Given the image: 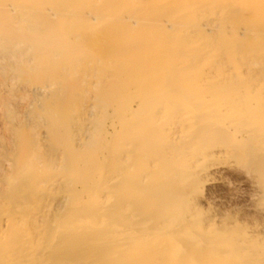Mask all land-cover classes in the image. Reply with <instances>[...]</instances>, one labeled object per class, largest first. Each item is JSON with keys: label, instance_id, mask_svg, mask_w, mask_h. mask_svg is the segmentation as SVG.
<instances>
[{"label": "rangeland", "instance_id": "obj_1", "mask_svg": "<svg viewBox=\"0 0 264 264\" xmlns=\"http://www.w3.org/2000/svg\"><path fill=\"white\" fill-rule=\"evenodd\" d=\"M0 264H264V0H0Z\"/></svg>", "mask_w": 264, "mask_h": 264}, {"label": "bare ground", "instance_id": "obj_2", "mask_svg": "<svg viewBox=\"0 0 264 264\" xmlns=\"http://www.w3.org/2000/svg\"><path fill=\"white\" fill-rule=\"evenodd\" d=\"M122 9V8H121ZM51 13V12H50ZM12 14V13H11ZM112 14V13H111ZM97 17V16H96ZM93 18V17H92ZM95 18V17H94ZM97 18H99V17H97ZM102 18H104V17H102ZM93 20V19H92ZM99 20V19H98ZM101 21V20H100ZM65 73H67V72H65ZM74 76V75H73ZM48 88V87H47ZM44 89V88H43ZM45 90V89H44ZM48 104V103H47ZM83 111V110H82ZM33 131V130H32ZM64 131V130H63ZM33 135H34V133H33ZM61 135V134H60ZM32 137V136H31ZM35 138V137H34ZM71 141V140H70ZM34 146V145H33ZM38 147V146H37ZM38 149V148H37ZM35 161V160H34ZM28 180V179H27ZM120 181V180H119ZM57 184V183H56ZM115 186H117V185H115ZM115 188V187H114ZM96 192V191H95ZM112 193V192H111ZM153 193V192H152ZM93 201V200H92ZM96 201V200H95ZM94 202V201H93ZM36 205V204H35ZM60 205V204H59ZM37 206V205H36ZM49 207V206H48ZM70 216V215H69ZM70 220H71V222H70ZM96 221L97 223H98V221L97 220H99L98 219V217H97V215H96V213H95V211L93 210V208H91L90 210H88L87 212L85 211V212H78L77 214L76 213H73L71 216H70V219L66 222V226L69 228L68 229V232H69V234H75V233H84V231H91V232H93V230H92V225H93V222L94 221ZM70 222V223H69ZM18 224H20V223H18ZM32 224V223H31ZM6 225V224H5ZM34 226V225H33ZM111 229V228H110ZM110 229H108L107 231H110ZM112 231H113V229H111ZM106 231V232H107ZM23 233V232H22ZM86 233V232H85ZM96 233V232H95ZM246 233V232H245ZM26 235V234H25ZM37 235V234H36ZM81 236V235H80ZM104 236H105V234H104ZM103 239V238H102ZM77 240V239H76ZM83 240V239H82ZM82 240H79V241H82ZM84 241V240H83ZM102 240H100V242H101ZM64 242V241H63ZM85 242V241H84ZM83 242V243H84ZM93 242H95V243H97V242H99V240H97V239H94V241ZM112 243H113V241H111ZM110 242V243H111ZM88 243H89V241H88ZM79 245V244H78ZM90 245V244H89ZM79 246H81V247H83L84 245H79ZM79 246L77 247V248H79ZM99 246H100V244H99ZM127 246V245H126ZM86 247V246H85ZM87 247H89V246H87ZM33 248V247H32ZM71 248V247H70ZM72 248H74L73 246H72ZM95 248H97L96 246H95ZM94 248V249H95ZM101 248H102V246H101ZM81 249V248H80ZM98 250V249H97ZM31 257V256H30ZM29 257V258H30ZM33 257V256H32ZM24 259V258H23ZM106 260V259H105Z\"/></svg>", "mask_w": 264, "mask_h": 264}]
</instances>
